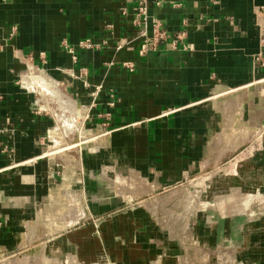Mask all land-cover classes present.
I'll return each instance as SVG.
<instances>
[{
	"label": "crops",
	"instance_id": "obj_1",
	"mask_svg": "<svg viewBox=\"0 0 264 264\" xmlns=\"http://www.w3.org/2000/svg\"><path fill=\"white\" fill-rule=\"evenodd\" d=\"M134 3L0 0V249L57 239L44 221L47 206L75 219L79 193L76 199L88 204L80 216L125 205L100 223L59 235L90 260L106 246L111 264H264V0H150V17L169 36L144 56L135 39L115 49L119 38H133L120 11ZM107 23L112 34L104 32ZM89 37H108L109 44L75 49L74 62L61 42ZM123 61H133L134 70ZM80 68L87 87L73 76ZM30 70L75 102L77 111L68 112L77 115L76 126L57 115L65 134L81 131L85 120L81 133L88 138L77 163L75 150L67 151L76 143L62 139L49 97L23 80L34 77ZM244 115L249 123L241 128ZM49 137L55 145L45 151ZM56 154L73 163L48 156ZM195 177H205L209 206L194 214L195 226L165 228L155 204L187 180L192 187ZM248 195L259 198L242 212ZM112 246H121L117 257Z\"/></svg>",
	"mask_w": 264,
	"mask_h": 264
},
{
	"label": "rangeland",
	"instance_id": "obj_2",
	"mask_svg": "<svg viewBox=\"0 0 264 264\" xmlns=\"http://www.w3.org/2000/svg\"><path fill=\"white\" fill-rule=\"evenodd\" d=\"M110 65V63H108ZM27 75H32L34 77H39L40 74L37 72V70H30L27 72ZM253 87V86H252ZM36 91L38 90V88H35ZM252 89V88H251ZM250 87L246 90H250ZM229 90V88H226L222 91H219L217 93H221V92H225ZM62 91V90H61ZM246 92V91H245ZM63 93V91H62ZM38 95H40L39 92H37ZM215 94L213 92H211V96ZM243 94V93H242ZM64 97H66V99L70 100L71 105L74 106L75 102L67 95H65L63 93ZM229 95V96H228ZM235 94H224L221 95V97H223V99L230 98L233 97ZM245 96H243V98H240L241 100H246L244 99ZM49 102H50V106H51V110L49 112H51V114L53 115V117L55 118V120H57V115H63L64 117L66 116L67 119H69L70 117V113L68 112V109L66 111H62L61 108L58 106V104H54V102H56L54 99H51L49 97ZM248 100V99H247ZM52 103V104H51ZM229 103L224 105V110L227 112L229 110H231V107L228 105ZM245 111V110H244ZM241 118V117H240ZM78 120V119H77ZM82 124H81V128L85 129V124H84V119L81 118L80 119ZM57 122V126H59V128L63 131V126H65V124L62 121H56ZM80 122V121H78ZM247 122L248 119L247 117H242V120L240 122V127L241 128H246L247 127ZM249 123V122H248ZM261 125V124H259ZM237 126V127H239ZM261 127V126H260ZM240 128V129H241ZM81 129V131H83ZM81 131H71L70 133L65 134L63 131V135L64 138H62L64 140L65 143L68 142V144H73L74 142L76 143V146H73L75 148L72 149H68L67 151H72L75 150V162L77 163L78 161H80V157L78 155L79 150L84 146V144L82 145V141H84L85 139L88 138V136H85L84 133L82 134ZM75 136V138H74ZM63 137V136H62ZM98 140V139H97ZM97 140L95 142H97ZM253 139H248L243 141V143L239 146L240 151L246 147L250 142H252ZM74 141V142H73ZM72 142V143H71ZM46 145L50 146L47 147L46 149H44L45 151H47V149L53 147L55 145L54 142V138L53 137H49L46 140ZM78 143V144H77ZM44 147V146H43ZM238 151V150H237ZM77 152V153H76ZM45 155H47L45 153ZM74 155V154H73ZM231 154H229V156H231ZM51 156L52 158H58V160L62 161L63 159H65L68 163H73L72 159L67 158V154H65L63 157L59 156V155H48ZM64 162V160H63ZM198 178V179H197ZM205 177H195L194 181L191 183V185H189L190 180H187L186 182H184L183 184H181V186L171 190L170 192L166 193V195L161 198V201H158V203H156L155 208L156 211L161 213V221L163 223V226L166 228L168 225H173L176 224L177 228H182L184 222H191L192 226H195L196 222H194L195 220L193 218L194 214L198 211L201 210L203 208L208 207L209 205H207L206 203L209 202L207 197H206V183H204V179ZM190 187V188H189ZM78 194V195H77ZM76 198H83L82 195H80L79 193L75 194ZM260 196V200L262 201V199L264 198V196L259 195ZM258 197L253 196V195H248L246 196V198H248V200L240 206V210L242 212L245 211V208L249 206L250 203H253L255 201L258 200ZM256 197V199H255ZM75 198V219L74 217H71L70 211L63 209L62 211L59 210V208L57 209V212H51L50 206L48 208V212L49 215L46 216V219L44 221H47L49 224L52 225L54 231L56 232V236L58 237L57 239L54 240H47L50 239L51 235L46 236V243L45 246L41 245L43 243V240H35L33 243H29L26 246H18L14 249L11 250H1L0 249V264H108L111 260L110 256L108 255V252L106 250V246H97V248L95 249L97 255L95 254L94 259L90 260L88 259V257L86 258L81 252L80 250H77L76 246H70V239L66 238V240L64 241L63 235L59 237L60 234H63L65 232H69L72 229H78L81 227H85L90 223H100L101 221H103L105 219V217L109 216V215H113L114 213H116L117 210L123 209V207H125V205L123 206H119L116 208H113L111 211H108L106 213L103 214H99L97 216H90L87 214V216L85 215H81L80 216V211H86L88 204H86L85 202H79V199L77 200ZM230 198V197H229ZM82 201V200H81ZM52 202V201H51ZM135 203V202H134ZM248 203V206H247ZM49 203H47L48 205ZM237 205L241 204V203H236ZM235 204V205H236ZM68 205V204H67ZM215 206V204H214ZM213 206V207H214ZM67 208V207H66ZM66 210V211H65ZM66 214V217L64 218V214ZM173 223V224H172ZM104 225V223H103ZM136 230L133 231L132 235L133 237L136 238ZM132 235L128 234V236H124L123 235V241L127 240V237L130 238ZM118 236H115V238ZM26 239V234L23 235V242ZM118 239V238H117ZM121 238L119 237V240ZM132 239V238H131ZM57 241V243L63 245L65 244V246H49V244L53 243L54 241ZM118 240V241H119ZM135 242V239H132ZM133 243V242H132ZM159 247V246H158ZM87 246H84V250H86ZM123 248V247H122ZM98 249V250H97ZM111 251H113L114 253V257H117V253L119 250H121V246H112ZM165 249H167V246H164V251ZM158 254V253H157ZM159 258V257H158ZM194 258V257H193ZM132 262H134L132 260ZM111 264V263H109ZM183 264V263H180ZM185 264V263H184Z\"/></svg>",
	"mask_w": 264,
	"mask_h": 264
},
{
	"label": "built area",
	"instance_id": "obj_3",
	"mask_svg": "<svg viewBox=\"0 0 264 264\" xmlns=\"http://www.w3.org/2000/svg\"><path fill=\"white\" fill-rule=\"evenodd\" d=\"M166 0H154V3L156 5H161ZM149 4L150 0H135L134 6L131 10L123 9L120 11V14L124 18H128L127 22L131 24V26L134 28L135 33L133 35V38L131 37H121L119 38L115 43V49H120L124 45H127L129 42H131L133 39L139 40V46H138V55L144 56L149 50L155 49L157 47V43L161 40H165L169 33L163 28L162 23L156 19L152 18L149 15ZM151 26L152 29V36H149L148 34V26ZM104 32H108L110 34L113 33L114 26L111 23H107L104 26ZM108 37L102 38L100 42L94 41L92 38H84L79 40L76 43H69L66 40H63L61 42L63 49L68 52L74 62H77V56L75 53V49H83V50H98L102 47H107L109 44ZM261 43H264V36L260 38ZM190 49H192V45L188 46ZM262 63L264 62V58L261 60ZM122 66L127 68L129 71H133L135 64L133 61H123ZM77 79H83L82 84L84 87L88 86V82L86 81V69L80 68L78 70V73H75L73 75ZM96 91L99 89V86H97Z\"/></svg>",
	"mask_w": 264,
	"mask_h": 264
},
{
	"label": "bare ground",
	"instance_id": "obj_4",
	"mask_svg": "<svg viewBox=\"0 0 264 264\" xmlns=\"http://www.w3.org/2000/svg\"><path fill=\"white\" fill-rule=\"evenodd\" d=\"M23 80L29 85L30 88L35 86L36 88H38V90L43 95H47L48 97H50V98L54 99L56 102H58L60 107L63 109L62 111H65V110H68V109H71V111L72 110L77 111L71 105L70 101L68 99H66L64 97V95L61 93V91L58 89L56 83L51 78H49L48 76H46V75L44 76L43 74H41V77H39V78H34V77H31V76H24ZM68 111H70V110H68ZM72 113H74V116L71 115L72 117H69V120H70L69 122L71 123V125H75V123L77 122L76 121L77 120V115L75 116V112H72ZM78 114H80V111H79ZM61 116H62V118L64 117L62 114H61ZM76 130L77 129L75 128V131Z\"/></svg>",
	"mask_w": 264,
	"mask_h": 264
},
{
	"label": "water",
	"instance_id": "obj_5",
	"mask_svg": "<svg viewBox=\"0 0 264 264\" xmlns=\"http://www.w3.org/2000/svg\"><path fill=\"white\" fill-rule=\"evenodd\" d=\"M109 264V263H108Z\"/></svg>",
	"mask_w": 264,
	"mask_h": 264
}]
</instances>
